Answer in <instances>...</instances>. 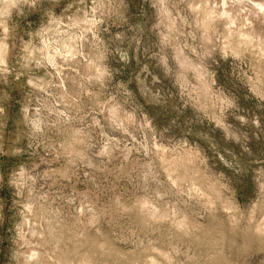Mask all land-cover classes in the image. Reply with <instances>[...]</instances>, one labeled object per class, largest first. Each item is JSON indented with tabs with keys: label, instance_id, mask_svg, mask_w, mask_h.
Segmentation results:
<instances>
[{
	"label": "rangeland",
	"instance_id": "rangeland-1",
	"mask_svg": "<svg viewBox=\"0 0 264 264\" xmlns=\"http://www.w3.org/2000/svg\"><path fill=\"white\" fill-rule=\"evenodd\" d=\"M0 264H264V0H0Z\"/></svg>",
	"mask_w": 264,
	"mask_h": 264
}]
</instances>
